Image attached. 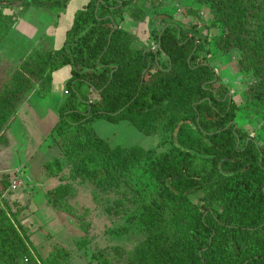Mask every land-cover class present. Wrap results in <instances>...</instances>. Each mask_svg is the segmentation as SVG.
I'll return each instance as SVG.
<instances>
[{
	"label": "trees",
	"instance_id": "1",
	"mask_svg": "<svg viewBox=\"0 0 264 264\" xmlns=\"http://www.w3.org/2000/svg\"><path fill=\"white\" fill-rule=\"evenodd\" d=\"M69 1L0 0V43L19 19L10 8L54 15ZM165 1L90 0L76 12L60 49L32 52L22 74L0 88V133L32 79L51 88L53 73L70 66L54 131L74 179L114 189L146 165L161 187V199L145 202L138 214L146 238L133 264H264V146L238 125V105L210 63L214 47L209 34L202 35L210 26L191 7L183 12L191 24L171 14L149 19L147 41L126 27L149 18L144 5L158 11ZM195 1L211 6L215 48L242 50L240 66L250 77L242 91L246 107L264 119V0ZM95 120L167 131L170 145L161 152L112 146ZM45 170L61 181L48 203L73 215L68 199L75 187L62 178L63 159L45 162ZM194 195L201 204L184 205ZM168 199L179 202L180 211L164 223ZM0 249L4 264H28L29 248L4 209Z\"/></svg>",
	"mask_w": 264,
	"mask_h": 264
},
{
	"label": "rangeland",
	"instance_id": "2",
	"mask_svg": "<svg viewBox=\"0 0 264 264\" xmlns=\"http://www.w3.org/2000/svg\"><path fill=\"white\" fill-rule=\"evenodd\" d=\"M87 1L70 0L68 7L73 4L76 13ZM144 7L149 10L145 22L139 23L140 26L131 21L126 23L133 32L138 26L139 30L148 31L149 19L159 13L171 14L177 20L191 24V17H186L184 10L191 7L199 10L210 26L202 32L203 36L209 34L214 47L209 55L210 63L238 105V125L264 146L263 115L246 107L242 92L250 78L240 66L242 50L215 48L211 34L217 26L211 20V6L195 0H166L158 11H152L148 4ZM28 10H8L19 19L0 43V88L14 80L17 72L22 74L21 65L32 52L56 50L54 39L46 29L57 27V13L50 15L34 7ZM159 21L157 28L160 29L162 23ZM141 35L142 41L149 40L148 33ZM69 74L66 67L58 70L51 88L32 79V85L20 100L6 129L0 133V210L7 212L25 240L29 253L24 262L28 264H133L137 246L146 238L138 214L145 202L161 199V187L150 176L146 165L134 167L129 180L114 189H103L90 180L74 179L54 131L59 121V108L68 97L65 91ZM92 125L112 146H141L161 152L170 145L167 141L169 132L146 133L127 120L118 123L95 120ZM59 157L65 166L62 178L75 187L73 196L68 199L73 215L53 207L47 199L51 189L61 181L47 175L45 162ZM4 182L9 183L7 189H4ZM200 200V195H194L184 205H199ZM165 202L169 208L163 221L173 222L178 217L180 204L171 199ZM3 252L0 249V264L6 261Z\"/></svg>",
	"mask_w": 264,
	"mask_h": 264
},
{
	"label": "crops",
	"instance_id": "3",
	"mask_svg": "<svg viewBox=\"0 0 264 264\" xmlns=\"http://www.w3.org/2000/svg\"><path fill=\"white\" fill-rule=\"evenodd\" d=\"M90 0H88L86 3H84L82 5V8L84 6H86L88 3H89ZM69 5V3H68ZM73 5V4H72ZM72 5L71 6H67L68 7V10H67V13L64 12L65 9L61 10L59 13H57L56 17L58 18V25L57 27H54V26H50L49 29L47 28V32L48 34L52 37V39H54V42H55V49H60L65 40H66V35H67V31L72 27L73 25V22H74V16L76 13H74L75 11L72 9ZM81 8V9H82ZM31 10V8L29 9ZM28 10V11H29ZM30 13H33V12H30ZM49 17V15H48ZM49 19V18H48ZM47 23H48V20H47ZM46 23V24H47ZM127 23V22H126ZM45 24V25H46ZM142 24V23H140ZM140 24H138L140 26ZM139 26L137 27V32H139V37L141 39V34H144L145 30L144 29H140L139 30ZM45 30V31H46ZM142 40V39H141ZM67 69H69V75H67L66 79H69L70 76H71V67L70 66H67L66 67ZM58 71L54 72L53 73V80H52V83L54 85V82L56 81L55 80V77H56V74H57ZM56 92V91H55ZM66 92V91H65ZM33 162V161H32Z\"/></svg>",
	"mask_w": 264,
	"mask_h": 264
},
{
	"label": "built area",
	"instance_id": "4",
	"mask_svg": "<svg viewBox=\"0 0 264 264\" xmlns=\"http://www.w3.org/2000/svg\"><path fill=\"white\" fill-rule=\"evenodd\" d=\"M66 94H67V91H66Z\"/></svg>",
	"mask_w": 264,
	"mask_h": 264
}]
</instances>
